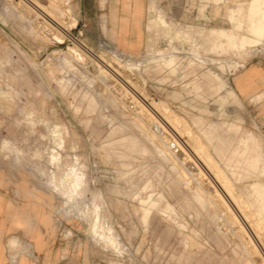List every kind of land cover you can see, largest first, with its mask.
<instances>
[{"label": "rangeland", "instance_id": "374dc122", "mask_svg": "<svg viewBox=\"0 0 264 264\" xmlns=\"http://www.w3.org/2000/svg\"><path fill=\"white\" fill-rule=\"evenodd\" d=\"M57 2L0 0V264L264 260V125L228 93L264 0Z\"/></svg>", "mask_w": 264, "mask_h": 264}, {"label": "crops", "instance_id": "0c3cea01", "mask_svg": "<svg viewBox=\"0 0 264 264\" xmlns=\"http://www.w3.org/2000/svg\"><path fill=\"white\" fill-rule=\"evenodd\" d=\"M126 13L128 14V17L124 18L121 27L123 24L128 21V26L127 30L125 33L126 39L128 41V33L130 29V8L128 9ZM139 26V25H138ZM121 27H119L117 32L118 38L119 39V33L121 32ZM128 45L126 47L122 46L120 43L119 45L125 50V51H132L136 49L135 45L132 43L127 42ZM223 86H225L223 84ZM230 88L228 93L230 97L234 98L236 100V96L239 99L240 102L245 103V104H253L254 105V111L256 115V119L259 120L261 125H264V63H254V64H249L246 66L243 70L237 72L236 74L233 75L232 79L230 80ZM235 93V94H234ZM236 95V96H235ZM257 152V149H256ZM263 156H260L257 154V156L253 157L252 159V168L254 170H257L259 165L261 164ZM39 241V240H38ZM37 242V241H36ZM8 249V246L5 242L4 247H0V263L3 262V257L5 258L6 256V251ZM5 264L7 263L4 261Z\"/></svg>", "mask_w": 264, "mask_h": 264}, {"label": "bare ground", "instance_id": "6f19581e", "mask_svg": "<svg viewBox=\"0 0 264 264\" xmlns=\"http://www.w3.org/2000/svg\"><path fill=\"white\" fill-rule=\"evenodd\" d=\"M30 1L33 5L37 6L39 9H49L50 10V13L55 15L57 18H59L60 20H66L67 16H68V13L67 11H65L61 5H59V3L57 2L58 0H55V1H52V0H28ZM29 4V3H28ZM25 6H28V5H25ZM26 8V7H25ZM66 27H63V30H65ZM79 57V56H78ZM153 129L155 130L156 134L160 135V136H163L166 134V131L164 130V126L161 122H157L153 125ZM169 147L172 149V152L174 155H176L177 157H182L184 155V153L186 152L185 149L181 146V145H178V142L175 140H172L170 141L169 143ZM201 152V150H200ZM205 158V157H204ZM192 162V161H191ZM211 163V162H210ZM188 164V163H187ZM186 164V165H187ZM218 164V163H217ZM194 165V164H193ZM192 165V166H193ZM212 165V164H211ZM189 166V165H188ZM196 166V164H195ZM198 168V167H197ZM196 168V169H197ZM217 168V167H216ZM199 169V168H198ZM195 170V169H194ZM219 171V170H218ZM197 172V171H196ZM199 172V171H198ZM224 172V171H223ZM197 174V173H196ZM221 174V172H220ZM226 178V177H224ZM205 179V178H204ZM209 178H207L208 180ZM216 179V178H215ZM208 183V182H207ZM210 183V182H209ZM217 183H219V185L222 186V184L217 180ZM206 185V183H205ZM211 185V184H210ZM51 186V185H50ZM207 189H208V186H206ZM57 186H55V190H57ZM79 189V188H77ZM214 191L215 192H218L217 188L216 187H213ZM210 190V189H209ZM214 192V193H215ZM225 194H227V196L230 197V193L228 191L225 190ZM216 196V194H214ZM215 196H212V197H215ZM220 196V195H218ZM222 197V196H221ZM216 198V197H215ZM217 199V198H216ZM221 199V198H220ZM215 201V200H214ZM212 202V201H211ZM224 207V205H223ZM240 227V226H239ZM243 230V229H242ZM14 243L15 241H12L11 242V247L14 248ZM259 256H257L258 258ZM262 259V258H260ZM257 262H259L258 264H264V260H257Z\"/></svg>", "mask_w": 264, "mask_h": 264}]
</instances>
